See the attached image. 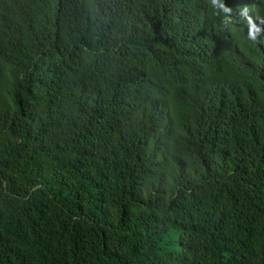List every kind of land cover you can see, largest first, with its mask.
<instances>
[{
	"label": "trees",
	"instance_id": "trees-1",
	"mask_svg": "<svg viewBox=\"0 0 264 264\" xmlns=\"http://www.w3.org/2000/svg\"><path fill=\"white\" fill-rule=\"evenodd\" d=\"M0 264H264V0H0Z\"/></svg>",
	"mask_w": 264,
	"mask_h": 264
}]
</instances>
